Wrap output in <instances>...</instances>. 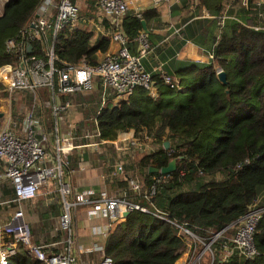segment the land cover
Instances as JSON below:
<instances>
[{
  "label": "trees",
  "instance_id": "1",
  "mask_svg": "<svg viewBox=\"0 0 264 264\" xmlns=\"http://www.w3.org/2000/svg\"><path fill=\"white\" fill-rule=\"evenodd\" d=\"M42 1L8 0L5 4L0 16V66L15 61L16 55L7 52L6 42H22L21 31L34 19ZM72 2L80 19L96 18L98 0ZM192 3L188 0L182 8L172 9V15H187L194 10V15L185 18L182 36L208 55L213 54L214 59L208 64L191 63L167 71L165 75L171 83H166L163 74H151L156 97L138 88L126 99L109 102L97 117L102 140L114 142L128 128L145 129L146 141L154 149L137 163L143 178L142 195L130 189V178L118 182L127 191L122 199L151 213L131 212L103 243L105 256L113 258L114 264H178L187 248L181 227L203 243L213 242L215 259L211 264H264V212L254 234L259 254L254 259H246L238 251L228 257L224 254L225 247H232L231 231L257 202L264 207V4L258 6L255 0L250 6L243 0H198L197 6ZM201 10L211 18L202 17ZM157 16L154 10L143 13L141 19L129 13L123 21L122 31L132 54L144 33L142 20L149 28ZM94 38L93 31L80 27L60 31L55 40L52 32L47 36V42L55 44L57 85L66 65H97L99 54L109 51L110 36L97 41ZM41 43H32L33 56L37 58H44ZM175 64L176 61L171 66ZM218 69L226 73L227 85L218 79ZM0 96H10L1 84ZM99 107L100 102L96 110L87 109L86 117L96 116ZM39 115L50 130L54 126L50 112L40 107ZM166 143L174 151L171 156L165 151ZM174 159L176 171L167 181L157 183L155 178L161 173H151V168L162 170ZM154 184L156 194L146 199ZM1 185L4 196L16 197L15 189L9 188L7 182ZM54 198V204L45 203V221L62 214L60 194L54 193L48 200ZM156 212L171 222L159 219ZM12 264L40 262L21 251Z\"/></svg>",
  "mask_w": 264,
  "mask_h": 264
},
{
  "label": "built area",
  "instance_id": "2",
  "mask_svg": "<svg viewBox=\"0 0 264 264\" xmlns=\"http://www.w3.org/2000/svg\"><path fill=\"white\" fill-rule=\"evenodd\" d=\"M159 1V0H157ZM258 6L264 0H255ZM248 4V0H244ZM99 12L111 19L113 34L111 42L119 46L115 53L105 54L97 65L85 62L77 65H66L59 75L58 85L55 81V44L47 42V36L52 32L53 39L60 31L69 27H78L79 11L72 0H43L34 19L23 30L22 42L10 39L6 42V50L15 54V61L0 66V84L4 92L10 96L27 94L31 107L18 124L10 117L7 126L0 133V183L9 182L16 191V197L1 201L0 206H15V210L5 221H0V264H12L13 258L21 251H27L40 264H114L111 257L105 256L104 244H93L84 247L79 253L74 238V214L79 207H85L89 221L106 220L104 225H95L91 233L96 238L108 239L116 227L126 221V214L133 211L151 213L147 208L131 203L122 198L111 197L107 192L88 190L75 192L71 182L67 180L70 167L69 155L79 146L76 143V127H70L69 132L63 131L66 117L71 110H84V101L94 91L99 90L101 101L96 116L92 120L93 130H85L81 137L90 142L82 147L92 146L105 150L108 146L118 152H131L139 146L134 135H121L116 141L101 139L97 117L109 102L117 97L119 101L133 95L135 90H147L152 97L157 96L155 82L141 62V55L148 52L150 46L147 35L143 33L139 54L129 50L128 38L123 34V21L131 11H135L141 19L143 12L136 8L135 1L98 0ZM209 18L210 14L206 13ZM224 20H221L223 25ZM257 27L256 30H260ZM42 41L44 58L33 56L32 43ZM28 46H32L31 52ZM213 60L214 55L209 54ZM223 72L218 69L217 74ZM166 83L171 78L165 75ZM96 89V90H95ZM47 93V99L44 95ZM50 110L54 117V126L49 130L39 108ZM119 164L117 172L125 176L124 166ZM171 178V174L155 178L162 183ZM55 183L56 192L64 200V211L60 217L59 230L66 234V239L53 244H38L26 214L20 205L27 200H35L41 189ZM130 189L142 195L143 185L132 181ZM156 194V185L151 186L145 195L146 199ZM17 206V207H16ZM264 207L257 202L250 213L239 223L235 236L231 239L232 247H225V256H231L238 251L246 259H254L259 253L254 245V234L260 222ZM161 220L171 222L162 213H154ZM182 235L194 236L187 228L181 227ZM196 237V236H195ZM63 247L59 252H52ZM87 254L90 261L81 262V255Z\"/></svg>",
  "mask_w": 264,
  "mask_h": 264
},
{
  "label": "crops",
  "instance_id": "3",
  "mask_svg": "<svg viewBox=\"0 0 264 264\" xmlns=\"http://www.w3.org/2000/svg\"><path fill=\"white\" fill-rule=\"evenodd\" d=\"M127 1H130V0H127ZM132 1L136 2V8H138L143 13L154 10L159 14V17L157 16L151 20L150 26L148 28L149 34L148 35L146 34L150 48L146 54L141 55L142 65L145 67V69L149 73H151L152 75H155L158 73L165 75L167 71L172 72L173 70H176L175 67L179 69L191 63H204V64L210 63V59L208 57L209 55L207 52H205L203 48L195 45L191 41L185 40L184 37L182 36V29L185 27V24H186L185 18L187 16L194 15L195 14L194 10L190 11L187 15L182 14L181 12L180 13L178 12V14H175L174 12V14L172 15V12H171L172 9L182 8L183 3L184 2L186 3L188 0H170V1L132 0ZM190 1H193L192 4H195V6L198 5V0H190ZM228 8L230 7H227L226 11H228ZM95 13H96V18L90 19L88 21V23L94 25V27L92 26L93 29L91 30L95 33L94 41H97L105 36H110L111 38L113 34L111 19L108 16L104 15L103 13L101 14L98 8H96ZM130 13L136 14L135 11H131ZM206 13L207 12L205 10H201L202 17L207 18ZM1 15L2 14H0V16ZM225 15H227V13H225ZM225 17H229V16H224L223 18ZM209 18H211V16ZM150 41L152 44L150 43ZM139 48H140V42L137 41L135 47L133 48L135 54H139ZM118 49H119V46L111 42L110 49L106 54L115 53ZM104 55L105 54H99L98 60H100ZM174 61H176V64H175L176 66H171V64H173ZM100 99H101L100 91L99 90L94 91L92 94L88 96V99L85 100L86 102L85 101L83 102L85 105L84 109H86L87 107L88 108L94 107L96 110L98 106V102L101 101ZM110 102L117 103L119 102V99H117V97H113V98H110ZM46 111L50 112V110H46ZM81 114L80 112H77L76 109L71 110L66 117V125L70 127H73V126L77 127ZM38 115H39V110H38ZM16 118H18V116L16 117L14 116V121L17 122L18 124L23 119V117L22 119H16ZM139 133L142 134L141 135V138L143 139L142 141H146L147 131L145 129L128 128L121 135H134V137L137 139V134ZM77 135L78 133L76 132L75 138H76V143L78 144L79 147L69 155L70 167L67 171V180L71 182L75 192L82 193L88 190H96V191H104V192L107 191L108 193L109 192L111 193V194H108L109 196L111 195V197L115 196L116 198L119 197V198L125 199L127 191L124 188L119 187L118 182L123 181L124 178H130L132 181H137V179L133 180L129 172H126L125 176L118 173L117 172V166L119 165L118 163H114L110 172H107L106 174L102 172L99 164L96 161L91 160V157L89 155L90 154L89 150H87L86 152V149L92 146L82 147L83 145H86L87 143L85 140H79L76 137ZM80 135H81V132H80ZM83 135H84V132H82V136ZM137 140L140 144L141 139L140 140L137 139ZM78 141H83L85 143L79 144ZM93 148L98 149V150L100 149L96 147H93ZM99 151H102V150H99ZM121 153H125V152H121ZM130 153H132V151ZM97 160H99V158ZM136 166H137V163H136ZM136 166L135 168L137 169ZM126 169H128L127 166H126ZM81 173H83V177L81 179L79 178L77 179V174L79 175ZM90 175H94L96 179L95 182L91 180L92 176ZM74 177H75L76 185L73 180ZM7 184L9 185L8 186L9 188L10 187L12 188V185L9 182H7ZM1 187L3 188L4 186L1 185L0 183V197L3 198L2 200H0V202L6 201L8 199H12L13 198L12 196H9V195L4 196L3 189H1ZM54 193H58V192H56L55 183L51 182L49 186L41 189V193L36 199L41 200L42 198V201L48 202L49 197H51V195ZM61 200H62V204H63L62 207L64 211V200L62 196H61ZM51 201L52 200H50V202ZM4 207L11 208V206H4ZM83 208L86 209L85 207H79L77 210L83 209ZM42 209L43 210H40V213H39L40 215L39 216V220H40L39 229L33 230L32 228L34 241L38 244H53V243L64 241L66 239V234L59 230L60 228L59 221H60L61 215L63 214V211H62V214H60L59 217L56 218V224H55L56 234H53L54 229H50L48 227L51 222L45 221L43 219L45 210L47 208L42 207ZM14 210L15 208L11 212H8L7 216L1 215L0 221L7 220ZM76 212L74 214V218H76V214H77ZM85 219H86L85 220L86 223L89 224L90 229L92 228V226L104 225L107 223L105 219L89 221L87 217V212H85ZM76 223H77V219L76 221L74 220V226H75V232L78 233ZM80 229L83 230L82 228ZM58 232L61 233L62 239L61 238L59 240L56 239V235L58 236ZM90 238L91 240H89V242H87L84 247L88 248L90 245H93V244H103L106 241L103 238L94 237L92 233L90 234ZM62 248L63 247H60L58 250L54 249L52 250V252H59L61 251Z\"/></svg>",
  "mask_w": 264,
  "mask_h": 264
},
{
  "label": "rangeland",
  "instance_id": "4",
  "mask_svg": "<svg viewBox=\"0 0 264 264\" xmlns=\"http://www.w3.org/2000/svg\"><path fill=\"white\" fill-rule=\"evenodd\" d=\"M8 2V0H0V14H2V11L4 9L5 4ZM81 8H85V4H80L79 5ZM90 19H86V18H82L79 20V23L77 24L78 27L80 28H84L87 30H92L94 25L88 23ZM93 26V27H92ZM187 66V65H186ZM185 66V67H186ZM183 67V68H185ZM41 95L43 96V92H41ZM44 100L47 99V94L44 93ZM88 99V97L86 98ZM31 107V102H30V97L27 94H14L13 96H6V97H2L0 96V114H3L4 117L0 119V133L3 131L4 127L7 126L6 122L8 120V118L10 117L11 119H14V116H18V119H22V117L24 116V114L30 109ZM94 108V107H93ZM87 109H92V108H86L83 110V113L81 114L80 118H79V122L77 124L76 127V132L78 133V135L76 136L79 140H83L82 137V132H84L85 130H93V126L91 125V119L92 117H94L93 115L90 116L89 118L86 117V110ZM46 111V110H45ZM47 112V111H46ZM63 131L64 132H69L70 131V127H68V125H63ZM81 132V135H80ZM142 134H137V139H141V143L139 144V146L132 151V153H121V152H116V150L112 147V146H108L105 148V150H102L101 148L99 150L95 149L93 147H90L87 150H89L90 152V157L91 160L96 161L100 168L101 171L104 172L105 174L107 172H110L112 166L114 165V163H118V164H123L122 166H124V171L129 172L131 178L137 179V181L142 184L143 182V178L142 175L140 174L139 171V167L136 166V163H138L139 160H141L143 157L145 156H150L154 149L153 147H149L152 146L150 145V143L148 141H142L143 139L141 138ZM147 136V135H146ZM86 141V140H85ZM79 144H83L85 142L83 141H78ZM87 144L90 143L89 141L86 142ZM92 150V151H91ZM165 151H168V155L171 156L174 151L173 150H167L165 149ZM99 158V160H97ZM176 160V159H174ZM173 161V160H172ZM171 161V162H172ZM97 164V165H98ZM126 166L128 167V169H126ZM135 166L137 167V169L135 168ZM92 176V179L94 182L96 181L94 175H90ZM83 177V173L81 174H77V179H81ZM74 183H75V177H74ZM76 185V183H75ZM107 192V191H106ZM108 193V192H107ZM108 194H111L110 192ZM111 196V195H110ZM115 197V196H114ZM3 198L0 197V200H2ZM56 202V199L54 198L51 202L48 201H42L41 200H27L25 202H23L20 207L24 210L25 214H26V218H27V222L30 224L31 228H33V230H38L39 229V213L40 210H43L42 207H46V204H54ZM17 207V206H16ZM15 207L11 206V208H5L4 206H0V216H7L8 212H11ZM87 209H79L77 210V214H76V218L75 221L77 219V229H78V233H74V238L76 240V244L77 247H75L73 250L77 253L80 252V250L82 248H84L85 244L87 242H89V240H91L90 238V234H91V229L88 223H86V219H85V212ZM50 224H49V228L50 229H54L53 230V234H56V219H51L50 220ZM240 226V225H239ZM236 227V230H232L231 233L229 235L230 240L234 238L238 228L240 227ZM80 228H82L83 230H81ZM81 230V231H80ZM219 237V236H218ZM217 237V238H218ZM62 239V235L60 232H58V236L56 235V239ZM187 248L185 249V252L183 254V257L180 259V261L178 262V264H211L214 259H215V254L212 251L211 247H212V243L206 244L203 243V241H201L200 239H198L195 236L192 235H188L187 237ZM216 238V239H217ZM87 254H83L81 255V262L82 263H86L88 261H90V257L86 256Z\"/></svg>",
  "mask_w": 264,
  "mask_h": 264
},
{
  "label": "water",
  "instance_id": "5",
  "mask_svg": "<svg viewBox=\"0 0 264 264\" xmlns=\"http://www.w3.org/2000/svg\"><path fill=\"white\" fill-rule=\"evenodd\" d=\"M253 0H248V5L250 6L251 5V2H252ZM142 25H143V28H144V33L145 34H149V29H148V26H147V22L145 21V20H142ZM28 50H29V52H31V50H32V46H28ZM218 79L224 84V85H227V75H226V73L225 72H221V73H219L218 74ZM4 117V115L3 114H0V119L1 118H3ZM170 148V144L169 143H166L165 144V149H169ZM176 169H177V160H173L170 164H169V166L168 167H166V168H163L162 170H159V169H156V168H151V170H150V172L151 173H161V174H163V175H169V174H172L174 171H176ZM130 213L128 212L127 214H126V216H128ZM232 227V226H231ZM221 235V233L220 234H218L217 236H216V238L218 237V236H220Z\"/></svg>",
  "mask_w": 264,
  "mask_h": 264
}]
</instances>
